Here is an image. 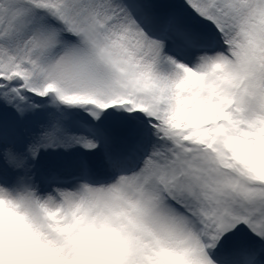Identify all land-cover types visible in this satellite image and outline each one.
<instances>
[{
	"label": "snow or ice",
	"instance_id": "1",
	"mask_svg": "<svg viewBox=\"0 0 264 264\" xmlns=\"http://www.w3.org/2000/svg\"><path fill=\"white\" fill-rule=\"evenodd\" d=\"M0 264H264V0H0Z\"/></svg>",
	"mask_w": 264,
	"mask_h": 264
}]
</instances>
